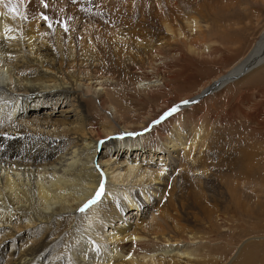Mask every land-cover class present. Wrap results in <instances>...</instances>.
<instances>
[{
    "label": "bare ground",
    "instance_id": "6f19581e",
    "mask_svg": "<svg viewBox=\"0 0 264 264\" xmlns=\"http://www.w3.org/2000/svg\"><path fill=\"white\" fill-rule=\"evenodd\" d=\"M10 1L0 0V264H221L186 246L198 230L196 218L184 220L190 206L178 188L189 186L187 175L208 173L207 150L197 147L201 137L200 147H207L197 121L204 105L196 103L264 66V32L246 56L189 99L196 103L175 106L150 130L122 135L125 104L109 87L113 78L97 75L94 45L81 41L75 55L71 41L66 53L58 52L55 34L58 50H52L48 29L28 24L25 8L10 11ZM120 45L116 61L129 72L132 57ZM175 154L179 167L168 173L164 163ZM101 171L103 202L77 211L98 188ZM147 185L157 190L147 193ZM191 188L194 203L208 202L204 187ZM147 199L153 200L144 206ZM147 206L152 220L144 217ZM202 210L210 217L215 208ZM9 241L17 242L11 250ZM246 251L236 264H254V251Z\"/></svg>",
    "mask_w": 264,
    "mask_h": 264
},
{
    "label": "rangeland",
    "instance_id": "374dc122",
    "mask_svg": "<svg viewBox=\"0 0 264 264\" xmlns=\"http://www.w3.org/2000/svg\"><path fill=\"white\" fill-rule=\"evenodd\" d=\"M11 5L18 11L25 8L28 24L48 29L54 51L66 53L71 41L75 55L81 41L94 45L101 62L97 75L113 78L109 87L125 104L122 119L128 127L118 129L122 135L127 129L128 135L149 129L173 106L200 96L196 93L246 56L264 32V0H11ZM55 34L61 37L58 49ZM119 43L132 57L129 72L116 61ZM200 103L204 106L197 121L207 147H200L202 137L197 147L207 150L208 173L200 169L199 177L189 174L184 180L189 186L178 188V196L188 197L190 206L182 212L184 220L193 223L196 218L198 230L195 245L186 246L221 264H236L251 249L252 262L264 264V66L208 93L196 105ZM84 104L92 109L88 98ZM175 156L164 163L168 173L179 167ZM196 184L204 187L206 204L194 203L190 190ZM143 188L147 193L157 190ZM209 204L215 208L210 217L202 210ZM153 208H145L146 219L152 220ZM14 245L9 241L7 249Z\"/></svg>",
    "mask_w": 264,
    "mask_h": 264
},
{
    "label": "snow or ice",
    "instance_id": "6c2138e0",
    "mask_svg": "<svg viewBox=\"0 0 264 264\" xmlns=\"http://www.w3.org/2000/svg\"><path fill=\"white\" fill-rule=\"evenodd\" d=\"M9 10L12 11V12H15V11H16V8H15V6L13 5L12 7H10ZM41 16H42V18H43L45 21L48 20V17L45 16V15H43V13H41ZM49 27H51L50 24H49ZM193 102H195V101H194V100H185V101H182L181 103H183V104H188V103H193ZM176 110H177L176 107L173 106L170 110L166 111V112L162 115L161 119L167 117L168 115H171L172 112H174V111H176ZM152 123L155 124L156 121H153ZM147 130H150V129H146V131H147ZM3 135L6 136L7 133L5 132V133H3ZM105 195H107V193H106V178H105L104 173L101 171V172H100V178H99V180H98V188L95 190L94 194H92L91 197L88 198V199H87V200H86V201H85V202H84V203H83V204L77 209V211H79V212H85V211L88 210L91 206H93V205H98V204L102 203V202H103V199H104V197H105Z\"/></svg>",
    "mask_w": 264,
    "mask_h": 264
}]
</instances>
